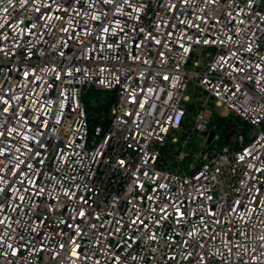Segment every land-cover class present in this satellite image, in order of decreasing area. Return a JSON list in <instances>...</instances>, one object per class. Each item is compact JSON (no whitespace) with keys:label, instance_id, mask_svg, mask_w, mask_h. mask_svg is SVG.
<instances>
[{"label":"built area","instance_id":"1","mask_svg":"<svg viewBox=\"0 0 264 264\" xmlns=\"http://www.w3.org/2000/svg\"><path fill=\"white\" fill-rule=\"evenodd\" d=\"M0 264H264V0H0Z\"/></svg>","mask_w":264,"mask_h":264},{"label":"trees","instance_id":"2","mask_svg":"<svg viewBox=\"0 0 264 264\" xmlns=\"http://www.w3.org/2000/svg\"><path fill=\"white\" fill-rule=\"evenodd\" d=\"M113 101V94L101 91L95 92L94 95L87 97L85 103L91 126L101 124L107 127L109 125V113ZM239 123H241L239 120H233L232 118H214L213 126H216L217 132L221 134V143L228 142L233 137L236 126Z\"/></svg>","mask_w":264,"mask_h":264},{"label":"rangeland","instance_id":"3","mask_svg":"<svg viewBox=\"0 0 264 264\" xmlns=\"http://www.w3.org/2000/svg\"><path fill=\"white\" fill-rule=\"evenodd\" d=\"M189 95H190L192 98H194V88H193V87H191V89H190V91H189ZM216 110H217L219 113H221V112L223 111V107H216ZM229 140H230V139H229ZM194 143H195L197 146L200 145V141H198V140H196V139H194ZM188 150H190V149H188Z\"/></svg>","mask_w":264,"mask_h":264},{"label":"water","instance_id":"4","mask_svg":"<svg viewBox=\"0 0 264 264\" xmlns=\"http://www.w3.org/2000/svg\"><path fill=\"white\" fill-rule=\"evenodd\" d=\"M214 136H215V130H212L211 131V134H210V136L208 138V144H211L212 143V141L214 139Z\"/></svg>","mask_w":264,"mask_h":264}]
</instances>
